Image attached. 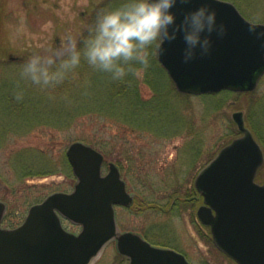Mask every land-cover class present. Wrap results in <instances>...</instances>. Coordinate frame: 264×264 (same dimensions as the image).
Instances as JSON below:
<instances>
[{
	"label": "rangeland",
	"instance_id": "374dc122",
	"mask_svg": "<svg viewBox=\"0 0 264 264\" xmlns=\"http://www.w3.org/2000/svg\"><path fill=\"white\" fill-rule=\"evenodd\" d=\"M224 1L234 4L249 22L264 24V0ZM104 2L0 0V202L5 205L1 227L20 225L29 208L48 195L73 190L77 179L66 156L70 144L82 142L99 152L95 144H102L107 151L101 152L102 175L115 164L133 197L129 206L115 207L119 234H139L152 245L184 254L190 264H236L215 247L209 229L197 219L201 203L187 197L199 171L240 134L233 113H243L245 126L264 153V75L251 92L210 97L180 94L163 69L158 77L166 83V114L156 119L153 131L144 129L140 119L137 127L107 113L66 117L61 105L68 104L70 113L75 109L67 91L43 89L24 80L20 71L30 55L60 47L68 33H87L90 18ZM145 75L141 70L137 79L142 99L151 100L157 93L145 83ZM20 89L24 95L18 100ZM260 169L256 181L262 183L264 163ZM61 221L65 229L79 233V225ZM90 264L129 261L112 239Z\"/></svg>",
	"mask_w": 264,
	"mask_h": 264
},
{
	"label": "water",
	"instance_id": "95a60500",
	"mask_svg": "<svg viewBox=\"0 0 264 264\" xmlns=\"http://www.w3.org/2000/svg\"><path fill=\"white\" fill-rule=\"evenodd\" d=\"M204 2H178L174 6L178 21ZM214 6L228 32L212 33L209 54L185 62L182 33L165 42L163 51L157 48V59L179 93L251 92L264 75V41L249 31L251 22L230 2ZM232 119L240 134L195 177L194 187L202 197L196 215L210 228L215 247L236 264H264V180L255 179L264 153L245 126L243 113H233ZM66 156L77 179L70 193L48 195L11 229L1 227L5 205L0 202V264H90L112 239L129 264H190L183 254L154 246L139 234L117 232L115 206L127 207L133 197L115 164L102 175L103 154L82 142L70 144ZM62 218L79 225L80 232L67 231Z\"/></svg>",
	"mask_w": 264,
	"mask_h": 264
},
{
	"label": "clouds",
	"instance_id": "9594fccd",
	"mask_svg": "<svg viewBox=\"0 0 264 264\" xmlns=\"http://www.w3.org/2000/svg\"><path fill=\"white\" fill-rule=\"evenodd\" d=\"M178 2L181 0H121L116 7H102L86 34L68 33L60 47L49 46L43 53H33L23 63L20 76L43 89L54 88L87 62L109 73L113 80L123 81L130 73L147 70L154 50L163 51V44L175 41L181 33L185 62L197 54H209L214 43L212 33L224 36L228 32L227 22L218 18L214 6L224 0H206L185 11L179 21L174 11ZM249 31L264 41V27L260 24H249ZM23 95L20 89L16 98L21 100Z\"/></svg>",
	"mask_w": 264,
	"mask_h": 264
},
{
	"label": "trees",
	"instance_id": "16d2710c",
	"mask_svg": "<svg viewBox=\"0 0 264 264\" xmlns=\"http://www.w3.org/2000/svg\"><path fill=\"white\" fill-rule=\"evenodd\" d=\"M120 2L121 0H105L99 9L105 6L116 7ZM95 14L90 18V23L95 19ZM155 53L154 50L151 66L145 70V83L157 93L156 98L151 100L142 99L137 74L130 73L125 80L117 81L113 80L109 73L94 69L87 62H84L73 73L69 74L63 83L55 86L56 91H67L68 100H72L75 104L74 113H70L71 108L67 109L68 104L61 105L64 109V115L66 117H81L88 114L105 116L107 113L137 127H140L137 123L140 119L145 125L144 129L153 131V124H156V119L166 114V108L162 103L163 89H165L166 83L163 78L158 77L164 70L157 61ZM171 93L174 96L179 95L174 89L171 90ZM217 94L231 95L233 92L221 91L206 96L211 97ZM61 103L64 104L63 101ZM95 145L102 153H107L102 144ZM261 175L262 170L259 169L256 177L260 178ZM190 193L191 196L187 198L201 203L202 199L195 188H192Z\"/></svg>",
	"mask_w": 264,
	"mask_h": 264
}]
</instances>
